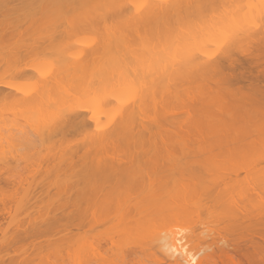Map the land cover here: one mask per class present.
I'll return each mask as SVG.
<instances>
[{"label":"bare ground","instance_id":"6f19581e","mask_svg":"<svg viewBox=\"0 0 264 264\" xmlns=\"http://www.w3.org/2000/svg\"><path fill=\"white\" fill-rule=\"evenodd\" d=\"M7 1L10 3V0ZM11 1L12 4L15 3V0ZM29 1L26 0L27 3L21 5L22 7H17L16 4V7L12 5L14 8L11 7L10 10H7L9 3L5 5V0L4 3L0 4L2 5L0 9L1 16L4 14L3 11L5 17L7 16V19H3L7 24L3 21L0 22V29L3 27L1 23H5L4 29L0 30V56H2L0 57V69L2 65H10V61L16 65L12 64V67L18 68L17 61L24 60L26 62V59H23L24 55H28L26 56L27 59L29 57L34 58L35 62L40 58L38 60L41 63L46 62L44 63L46 66L40 64L41 67H36L34 65V69L31 68L32 71L29 74L25 72L26 70L22 72V67L26 63L23 64L22 62L23 65L21 62L18 63L21 64L22 77L29 78L32 77L33 73L36 74V76L33 74L37 78L36 81L34 80L36 83H33V80L30 81L34 84L31 88L27 86V88L18 87L17 83L13 84L11 80V82L4 81L2 85L0 82V102L5 103V106L10 105V107H4L6 110L8 107L10 109L11 105L14 108L9 110L14 114V117L12 114L6 116L4 110L0 108V111H3H1L3 114L0 113V117L5 116L6 118H3L4 120L0 118L4 121H0L4 124H1V126L3 125L2 129L0 127V148L2 146V149H6L5 151L10 153L11 157L15 153L18 155L16 150H20V145L18 142L19 146L15 144V141L19 139H15L18 138L19 133L23 138L28 128L27 133H31V131L35 133L36 131V136L38 135L37 137L42 142L50 139L55 141L58 135L67 137L72 133H75V135L78 133V135L84 136L81 140L87 145L77 141L79 136L76 140V144L80 142L81 146H88V148H80L86 149L85 153L83 151V156L78 154L80 150H78L79 152L76 151L77 156H82L81 159L77 160L80 162H75V152L70 153V150L67 163L63 162V164L66 163V166H62V158L57 160L59 164L53 160L51 161L54 163L50 161V164L56 163L60 167L54 165L55 170H51L50 167L49 174L60 176V172H68L65 175L64 183L62 182V193L66 191V198L63 202V204H66L62 205L65 210L73 206L74 208L71 207L72 212L82 215L83 229L91 231L94 223H97L96 226H98L100 223L96 221L93 223V216L95 215V220H97V214L100 213L101 215L103 212L102 220L110 216L109 219L107 217L108 221L107 219L101 221L99 215L101 224L98 227L104 228V235L109 238H105L106 241L112 243V236H115L114 233L118 231L114 237L115 240L116 237H119L120 240L122 234L128 236V239L131 235L129 240L136 242V246L133 245L135 248L133 246H131L133 249L130 246L128 248L125 245V243L130 244L129 240H127L128 243L126 242V236L125 241H119V243L120 245L124 244L129 251L130 248L134 250L135 255L133 251H130L135 256H131L132 258H136V254L142 255L141 253L146 256L144 252L148 248L150 252H146V254H149V258L152 255L150 259H154V262L157 261L154 264H216L215 255L213 253L208 254L206 247L203 246V244L208 246L206 245L208 242L205 243L204 240L213 231L210 224L205 222L210 230L203 227L204 229L201 228L200 232V228H198L200 234L196 232L197 225L194 224L196 227L192 226L193 223L198 222L197 219L199 220L197 224L201 223L200 220L203 221V215L201 217L203 212L199 210L207 204L204 205V201H206L209 203L206 211L211 206L210 202L212 205L214 204L213 206L216 204L223 205V213L220 214L222 216L221 218L218 216V218L221 221L223 217V224L227 223L224 226L229 227L226 229L223 227L224 230L221 231L224 234H236L239 239H246V237L260 239L259 243L256 241H254L256 244L251 242V244L256 245L253 247H251V244H249L250 247H247L246 244L247 246L244 245L247 247L246 249L236 246L233 252L221 251L219 256L221 259L223 258V264H226V262L227 264H264V258L260 256V252L264 249V233L261 232L263 231L261 228L264 229V202L260 197L261 192L264 191V178L257 182L258 179L256 180L255 177L256 172L261 169L262 165H259L260 169H255L258 164H256L257 166H249L252 165V162L256 163L253 159L252 162L250 160L249 163L251 164L247 167L239 166V164L235 166L232 164L236 163L234 159H230L233 162L231 161L228 168H225L224 162V164H220V162L225 161L221 159L222 156H219L222 161H214L216 150H238L243 152V150L247 151L251 147L256 146L254 149H257L258 146L263 145L260 139L264 138V26L251 25L252 15L244 12L240 0H31L34 3ZM24 2L25 0H23ZM28 2L30 8L27 5ZM6 6L7 8H5ZM24 6L23 10L28 12L27 14H22L23 10L21 8ZM6 13H9V15H6ZM27 18L30 21L29 24ZM24 20H27V23H24ZM21 22L28 25L29 28L31 27L30 29L32 32L34 31V34L31 32L32 34L28 35L29 37L22 36L23 39L25 38L24 42L22 41L17 47H10L11 45L5 43L8 42L5 41L7 35L11 34L12 36L10 35L9 38L12 39L11 37L15 36L12 28L18 31L23 25L20 26ZM254 22L256 21L254 20ZM249 25L253 27L250 28ZM6 26L10 27L12 32H7L10 28L7 27V29ZM74 30H76L75 34H73ZM79 35L81 37L78 40L75 37H79ZM56 37L60 41L56 40L58 39ZM69 38L71 41L76 40L75 44L68 41ZM34 39L36 40L34 41ZM61 40L64 43H61ZM65 43L69 47L64 45ZM49 45L55 49H53V52H55L57 59L51 57L53 59L49 60L48 58L51 62L47 64L46 57L48 56L46 54L48 52L45 48ZM61 47H64L63 50L57 52L56 50L62 49ZM8 48L10 51H7ZM19 48L21 55L18 53ZM21 48L24 51H21ZM29 48L31 49L29 50ZM1 49H4V52ZM14 50L16 54L13 52ZM5 54L6 56H3ZM14 56L17 57L16 60ZM42 57H45V60ZM241 57H243L242 60L239 59ZM4 58L9 61L7 62ZM19 69H16V71L19 72ZM193 86L198 87L194 88ZM8 87H15L14 90L17 93L13 94L12 90V92L10 90V92L5 91ZM178 87L182 88L178 89ZM190 94L191 96L194 94V98ZM230 95L235 97L239 102L238 105L230 106ZM184 97L186 100H184ZM190 97L195 101H189L191 100ZM196 99L197 101L199 99V101L196 102ZM184 104L187 105L184 106ZM181 106L183 108L189 106L187 110L191 108L190 112L184 111L188 113H186L187 115L194 113L195 110L197 112V114H190V119L184 120L185 125H182L183 121L181 122V119H179L183 116L177 117L178 115L174 110L175 108L183 110ZM9 111L7 110L8 113H10ZM10 115L13 117V121L12 118H8ZM191 116L195 119H192ZM14 118L17 122L14 121ZM19 118L22 119V122ZM7 119H11V121L6 122ZM187 120L190 122L193 120L192 125L198 127L200 131L192 125L193 128H191L189 126L190 122L187 124ZM18 121L21 122L23 128L17 127L19 125ZM13 122L14 124H12ZM205 124L210 128L203 127ZM8 125H11L9 127L13 131L18 129L17 133H19L16 135H14L16 132L12 133L13 135L9 134L12 130L8 129ZM24 125L26 126L25 132L23 131ZM181 128L196 130L194 134L197 138L192 133H187L192 134V136L186 135V130ZM5 129L8 133L3 137ZM203 131L207 132L209 136ZM182 132L185 137L189 136L190 139L185 138L184 141ZM180 134L183 135L180 136ZM200 135L205 138L204 141ZM7 136L8 138L11 137L9 141ZM21 136L20 139H22ZM198 137L202 140L198 141ZM10 141L12 142L10 143ZM5 142L9 143L10 148L8 145L7 148L4 147ZM13 142L14 147H12ZM198 142H201L200 145ZM65 143L68 144L69 142L65 140ZM252 148L250 150H253ZM16 154L13 157L14 160L20 157ZM180 154L181 156H179ZM196 154L201 156L197 159ZM253 154H251L252 157ZM4 155L0 152V165H7V162H9V157L5 159ZM57 156L59 158V153H57ZM77 156L76 158H78ZM255 157L256 155L253 158ZM259 159H256V161ZM237 163H239L238 160ZM231 168L232 171H230ZM248 168L250 169L248 170ZM69 169L72 171L70 172ZM222 169L227 170L223 171ZM251 169L254 173H251V177H253V174L254 179L249 177L248 181L252 185H249L250 183H246V181H243V183L242 180L238 181L240 180L238 179L240 177L239 171L242 173L244 170L248 176L247 173ZM255 170L257 171L255 172ZM69 174L70 179L67 182ZM258 174L261 175V171ZM51 176L47 178L51 179ZM179 176L181 179H179ZM262 176H264L263 172ZM183 177H186V179H183ZM206 179H210V181ZM255 182L257 183L253 184ZM241 183L246 187H243ZM65 184L67 185L66 188L64 187ZM185 188L187 191H185ZM232 188H235V190L238 188V192L236 190V194L232 193L235 192ZM38 189L40 190L39 193L43 191V195L49 194L43 188ZM35 191L32 200L21 207L24 213L29 212V215L30 213L36 215L40 211L41 206L39 207V205L43 203L42 194H38L36 189ZM65 193L63 194L65 195ZM191 195L193 196L190 197ZM1 204L0 234L3 237H8L10 222L7 220L11 217V211L6 203L2 202ZM75 207L78 208L77 212L74 210ZM193 208L198 209V211H194ZM212 209L214 208L209 209L210 213ZM35 210L37 213H35ZM55 212L56 209L53 211L54 215ZM199 212L201 213L199 214ZM42 214L41 216L38 215L37 219L50 216L46 214L51 213L46 211L44 215ZM196 214L200 216V219ZM54 215L51 214L52 217L50 216V218L56 220ZM187 216L190 220L186 221V224H183V221L182 226L180 223L179 225L176 223L181 222V219H186ZM50 218L48 217L47 222H50ZM110 218L114 223H111ZM191 218L193 221H191ZM54 220H52V223H54ZM118 220H121L119 222L121 224L118 223L117 225L116 221ZM47 222L39 221V225L45 223L47 225ZM115 222L116 226H113ZM124 222L125 224H123ZM190 222L193 223L189 226ZM105 223H107V226L104 225ZM174 223L177 225H174ZM110 224L111 226H109ZM203 224L202 222L201 226ZM204 225L206 226V224ZM21 226L19 225V230L26 237L27 235L32 236V234L34 236L37 233H34V228L31 229L32 232H28L24 231ZM34 227H37V225ZM112 227L113 231H110L109 229ZM114 227H117L118 230L116 231ZM219 230L217 232L220 233V236H223ZM109 232L111 237H109ZM214 232L217 234L215 230ZM140 234H142V239H135L138 235L140 237ZM124 236L122 235L123 238H125ZM115 240H113L114 243L118 242ZM139 240H143V242ZM106 241L105 245L109 244ZM90 242L87 244L88 246L85 245L87 250L93 246ZM34 243L35 241L33 245ZM124 245L122 246L124 247ZM5 246H7L5 247L7 250H4L5 256H10V250L12 249L9 247L10 243L6 242ZM111 246L109 245L108 248L110 247L112 250ZM114 246L116 249L122 247L119 246V248L118 243L113 245V249ZM27 247L23 244L15 247L14 251L15 253L24 252ZM101 247L100 250L98 248V252H101ZM209 247L212 246L209 245ZM84 248L83 252L86 249ZM108 248V253L111 255L112 252L110 253ZM124 249L126 255L128 250ZM136 249L140 251L138 250L137 253ZM102 250H105L102 251L104 257L107 254L106 249L102 248ZM157 250L161 255L157 254ZM119 251L113 253L120 255L121 251ZM151 251L160 256L155 258L156 255ZM98 254L101 259L96 258L98 256L93 259L91 256L95 255L91 253L86 256L87 259L91 257L87 261L91 262L93 260L95 264L100 261L101 263L98 264H103L105 262H102L104 258L101 253ZM110 255L107 254L109 257L114 256ZM124 256H119L118 262L122 258L126 259ZM144 256H141V258ZM112 257V260L118 258L116 256ZM131 257L129 256L128 259ZM83 258L85 259V255ZM140 260L137 259V261ZM124 261L122 260V262ZM145 262L147 260L142 264ZM138 263L140 262L136 264ZM80 264L84 263L80 262Z\"/></svg>","mask_w":264,"mask_h":264},{"label":"rangeland","instance_id":"374dc122","mask_svg":"<svg viewBox=\"0 0 264 264\" xmlns=\"http://www.w3.org/2000/svg\"><path fill=\"white\" fill-rule=\"evenodd\" d=\"M4 0H0V4H2V3H4L3 2ZM6 2H5V5L6 4H8L9 2L7 1V0H5ZM17 1V2H16ZM31 1V0H30ZM29 1V2H30ZM33 1V0H32ZM31 1V2H32ZM255 1H256V3H255ZM240 0V2L242 3V9L244 10V12L245 13H248V14H250V15H252V18H251V20H253V21H251V25H256V26H260L261 25V27L262 26H264V0ZM15 3L14 4H12L13 2L10 0V3H11V5H10V3H9V6H8V8H7V6L5 7V8H7V10H10V8L12 7V8H14L13 6H15V4H16V6L18 7V6H23L25 3H27L26 2V0H25V2L23 3V0H15L14 1ZM28 2V6L30 5V3ZM252 2H254V3H252ZM32 3H34V2H32ZM18 4V5H17ZM13 5V6H12ZM1 6L2 5H0V9H1ZM4 6V5H3ZM15 6V7H16ZM21 6V7H22ZM26 6V5H25ZM25 6L23 7V8H21L22 10L25 8ZM254 6H256V7H254ZM254 7V8H253ZM29 8H30V6H29ZM20 8H19V10H21ZM253 9V11H251ZM5 10V9H4ZM13 10V9H12ZM22 10H21V12H22ZM28 11H29V9H27ZM2 11H3V9H2ZM6 11V10H5ZM25 10H23V12H22V14H27L28 12H24ZM21 12H20V14H21ZM2 13H4L5 14V12L3 11ZM4 14H2L3 16H1V13H0V22H2L3 21V19H7V16L5 17V15ZM21 14V15H22ZM6 15H9V13L7 14L6 13ZM17 15V14H16ZM18 16V15H17ZM23 16H25V15H23ZM13 17V16H12ZM14 18V17H13ZM255 18V19H254ZM14 20V19H13ZM12 20V21H13ZM27 20L29 21V19L27 18ZM27 20H24V23L27 21ZM248 20H250L249 18H248ZM254 20L257 22H254ZM7 21H9V20H7ZM3 22H5L6 24H7V22L6 21H3ZM250 22V21H249ZM249 22H248V24H249ZM5 23H1V26H3L4 27V24ZM24 23H20V29L18 30L17 28V30L18 31H15V29L14 28H12V30H13V32L15 33V36L14 37H11L12 39H10L9 37H10V35L11 34H9V35H7V39L5 40V41H8V42H5V43H7V45H11L10 47H17L24 39H23V37L22 36H24V35H26V36H28V35H30V34H32L33 32L31 31V27L29 28L28 27V25H26V24H24ZM27 23V22H26ZM30 23V21L28 22V24ZM253 23V24H252ZM10 24V23H9ZM8 24V25H9ZM247 23H246V25H248ZM251 25H249L250 26V28L251 27H253V26H251ZM1 28V29H4V28ZM8 26H6V28H7ZM5 28V29H6ZM8 28H10V27H8ZM7 28V29H8ZM254 28H256V27H254ZM257 28H259V27H257ZM0 29V30H1ZM34 29V28H33ZM61 31V30H60ZM75 31L76 30H74V33L73 34H75ZM7 32H12L11 31V28L10 29H8L7 30ZM32 32V33H31ZM77 33V32H76ZM34 34V33H33ZM69 34H70V32H69ZM68 34V35H69ZM72 34V33H71ZM73 34H72V36H73ZM60 35V34H59ZM12 36V35H11ZM62 36H64V35H62ZM29 37V36H28ZM28 37H26V38H28ZM61 37V36H60ZM66 37V36H65ZM78 37V36H77ZM77 37H75L76 39H80V35H79V37L77 38ZM86 37H88L87 35H86ZM33 38H34V36H33ZM32 38V39H33ZM56 38H58V37H56ZM61 38H63V37H61ZM71 38V37H70ZM70 38H69V40L68 41H70V42H74V44H75V41L76 40H74V39H72V40H74V41H71L70 40ZM68 39V38H67ZM3 40V39H2ZM27 40V39H26ZM25 40V41H26ZM36 39H34V41H35ZM56 40H59V38L58 39H56ZM55 40V41H56ZM63 40V39H62ZM62 40H61V43H64V42H62ZM30 41H31V38H30ZM34 41H33V43H34ZM60 41V40H59ZM68 41H66V42H68ZM2 42H4V41H2ZM24 42V41H23ZM28 42V41H27ZM57 42V41H56ZM70 42H69V45H70ZM60 43V42H59ZM61 43H60V46H61ZM1 44V43H0ZM4 44V43H3ZM23 44V43H22ZM31 44V43H30ZM29 44V45H30ZM35 45H36V43H34ZM48 44H50V43H48ZM72 44V43H71ZM74 44H73V46H74ZM26 45V44H25ZM28 45V46H29ZM56 45H57V43H56ZM64 45H67L68 47H69V45L68 44H64ZM63 45V46H64ZM20 46H22V45H20ZM31 46H34V45H31ZM37 46H38V44H37ZM36 46V47H37ZM45 46V45H44ZM53 46V45H52ZM66 46V47H67ZM5 47V46H4ZM8 47V46H7ZM46 47V46H45ZM65 47V46H64ZM64 47H61L62 49H59V50H56L57 52L58 51H61V50H63V48ZM23 49H26L25 47H22ZM22 48H21V51H24V50H22ZM33 48H35V47H33ZM7 49V48H6ZM12 49V48H11ZM15 49V48H14ZM31 48H29V50H30ZM47 49V56L48 57H46L47 58V60H48V58H49V60H51V59H53V58H51V57H55V52H53V49L54 48H51V46L49 45V46H47V48H45V50ZM4 50V49H3ZM2 49H1V51H3ZM28 50V49H27ZM26 50V51H27ZM34 50V49H33ZM55 50V49H54ZM7 51H10L9 50V48H8V50ZM6 51V52H7ZM4 52V51H3ZM13 52H15V54H16V51L14 50ZM28 52V51H27ZM34 52V51H33ZM45 52V51H44ZM56 52V53H57ZM18 53L20 54V48H19V51H18ZM24 53V52H23ZM41 53V52H40ZM40 53H38V54H40ZM1 54V53H0ZM26 54V53H25ZM31 54V53H30ZM36 54V53H35ZM42 54V53H41ZM40 54V55H41ZM8 55V54H7ZM10 55V54H9ZM12 55H13V53H12ZM21 55V54H20ZM42 55H45L44 53L42 54ZM45 55V56H46ZM3 56H6V54L5 55H3ZM25 56V57H24ZM23 57V59H26V62H24V60H20V62H21V64H22V62H23V64L24 63H26L25 65H24V67H22V72L23 71H25V72H30V71H32V69L31 68H33V67H41V66H46V65H44V63H46V62H44V63H41L40 62V60H38V59H40V58H38L37 60H36V57H35V60H36V62L34 61V58H31V57H29V59H27V57L26 56H28V55H24ZM33 56V55H32ZM36 56H38V55H36ZM239 56V55H238ZM0 57H2V56H0ZM20 57V56H19ZM34 57V56H33ZM58 57V56H57ZM217 57H218V55H217ZM240 57V56H239ZM7 58V57H6ZM6 58H4V59H6ZM14 58H15V60L17 59V57H15L14 56ZM42 58H44V60H45V57H42ZM41 58V59H42ZM242 58L243 57H241V58H239L240 60H242ZM11 59V58H10ZM12 59H13V57H12ZM55 59H57L56 57H55ZM43 60V61H44ZM46 60V61H47ZM47 61L48 63L47 64H49V62H51V61ZM6 61H7V59H6ZM9 61V60H8ZM7 61V62H8ZM42 61V60H41ZM42 61V62H43ZM2 62V61H1ZM15 62V61H14ZM20 62H18L17 61V66H18V68H20L19 70V72L18 71H16V69L18 70V68H14V67H12V64H14L12 61H10L9 62V64L11 65H2V67H1V69H0V82H1V85L4 83V81L5 82H11L12 81V83L14 84V83H17L16 85H18V87H21V88H25L26 86L27 87H29V88H31L34 84H32V82H30V81H32L33 80V83H36V82H34V80L36 81L37 80V78L35 77L36 76V74L35 73H33V74H35V76L32 74V77H29V78H27L26 76H24V77H22V74H21V64H18V63H20ZM55 62V61H54ZM30 63H36V64H30ZM2 64H3V62H2ZM22 64V65H23ZM40 64H41V66H40ZM35 65V66H34ZM14 66H16L15 64H14ZM24 68V69H23ZM34 69V68H33ZM14 73H13V72ZM18 72V73H17ZM24 72V73H25ZM34 72V71H33ZM27 73V74H28ZM26 74V73H25ZM30 74V73H29ZM31 76V75H30ZM24 78H25V81H27V82H25L24 81ZM23 79V80H22ZM11 80V81H10ZM22 80V81H21ZM15 81V82H14ZM24 83V85H22L23 83ZM29 82H30V85H29ZM27 84V85H26ZM199 84V83H198ZM15 85V86H16ZM20 85V86H19ZM22 85V86H21ZM185 85V84H184ZM184 85H183V87H184ZM193 85H195V84H193ZM197 85V84H196ZM188 86V85H187ZM191 86H192V84H191ZM190 86V88H192ZM17 87V88H18ZM26 87V88H27ZM194 88H197V87H195V86H193ZM179 88H182V87H178V89ZM189 88V87H188ZM193 88V90H195ZM200 88V87H199ZM204 88V87H203ZM14 89H16L15 87H8V88H6V90L5 91H11L13 94H16L17 92L14 90ZM187 90V89H186ZM199 90V89H198ZM201 90V89H200ZM204 90V89H203ZM9 91V92H10ZM179 91V90H178ZM181 91H182V89H181ZM195 91H197V89L195 90ZM15 92V93H14ZM180 92V91H179ZM183 92H184V90H183ZM190 92V91H189ZM188 92V93H189ZM198 92H200V91H198ZM181 93V92H180ZM193 93V92H192ZM196 93V92H195ZM202 93V92H201ZM204 93V92H203ZM183 95H185L184 93H182ZM196 94H198V93H196ZM180 95V94H179ZM200 95V94H199ZM186 96V95H185ZM189 96V95H188ZM190 96H191V94H190ZM183 97V96H182ZM191 97H193L194 98V94H193V96H191ZM191 97H190V99H191ZM196 97H197V95H196ZM230 98H229V101H230V106H236V105H238L239 104V102L235 99V97H232L231 95L229 96ZM191 99V100H189V99H187V100H189V101H193L194 99ZM198 98V97H197ZM203 98V97H202ZM199 99H201V98H199ZM199 99H198V101H199ZM181 100V99H180ZM179 100V101H180ZM184 100H186L185 99V97H184ZM183 100V101H184ZM188 101V102H189ZM195 101V100H194ZM197 101V99H196V102H198ZM187 102V103H188ZM177 103V102H176ZM193 103V102H192ZM5 104V103H4ZM2 102H0V108H2L3 110H4V114H6V116L8 115V114H12L9 110L12 108V105H11V108L10 109H8L9 107H10V105H7V106H9L8 108H7V110L10 112V113H8L7 112V110L5 109L7 106H5ZM180 104V103H179ZM191 104V103H190ZM175 105V104H174ZM178 105V104H177ZM185 105H187V104H184V106ZM5 107V108H4ZM14 107V106H13ZM189 106H187V108H188ZM192 107V106H191ZM181 108H183L182 106H181ZM186 108V107H185ZM185 108H183V110H180L179 108L177 109V108H175L174 110L176 111V113H177V115H175V116H177V117H181V116H183L182 118H179V119H181V122L183 121V123H181L182 125H185L184 124V120L185 119H188L189 117H190V114L189 115H187L188 113L187 112H184V111H189L190 112V109L191 108H189V110H187V108L185 109ZM12 109H14V108H12ZM193 110V109H192ZM2 111V110H1ZM0 111V113H2ZM173 111V110H172ZM174 111V112H175ZM178 111H180V112H178ZM5 112H7V113H5ZM12 112H14V111H12ZM19 112V111H18ZM193 112V111H192ZM16 113V112H15ZM187 113V114H186ZM194 113H196L197 114V112H196V110L194 111ZM194 113H192V114H194ZM3 114V113H2ZM1 114V115H2ZM175 114V113H174ZM191 114V115H192ZM4 116V115H3ZM12 116L14 117V114H12ZM11 115H10V117H8V118H12V121H13V117H12ZM194 116V115H193ZM187 117V118H186ZM1 119H3V118H5V116L2 118V117H0ZM16 118V117H15ZM14 118V119H15ZM184 118V119H183ZM191 118L193 119L194 117H192L191 116ZM6 119V118H5ZM19 119H21V118H19ZM18 119V120H19ZM178 119V118H177ZM190 119V118H189ZM195 119V118H194ZM4 120V119H3ZM3 120H0L1 122H4ZM8 120V121H7ZM6 120V122H10L11 121V119H7ZM10 120V121H9ZM14 121H16V119L14 120ZM0 122V127H1V129L3 128V123H1ZM6 122H5V124H6ZM17 122V121H16ZM19 122V121H18ZM21 122H22V119H21ZM21 122H19V125L21 124ZM188 122H190L189 120H187V124H188ZM192 122H193V120L189 123V126L191 127V125H192ZM23 123H24V121H23ZM194 123V122H193ZM1 124H3L2 126H1ZM9 124V123H8ZM11 124V123H10ZM12 124H14V122L12 123ZM11 124V125H12ZM18 124V123H17ZM11 125H8V127L10 126L11 127ZM19 125H17V127H21V128H23L22 127V124H21V126H19ZM26 125V124H25ZM24 125V129H23V131L25 132V128H26V126ZM6 126V125H5ZM5 126H4V128H5ZM15 126H16V123H15ZM28 126V125H27ZM188 126V125H187ZM193 126V125H192ZM196 126V125H195ZM10 127L8 128V129H10ZM181 127V126H180ZM183 127V126H182ZM194 127V126H193ZM193 127H191V128H193ZM203 127H205L206 129L207 128H210V126H208L207 124H205V125H203ZM202 127V128H203ZM12 128L14 129V127L12 126ZM171 128V127H170ZM194 128H196V127H194ZM182 130L184 129V128H181ZM188 129H189V127H188ZM196 129H198V127L196 128ZM6 130V129H5ZM4 130V131H5ZM10 130H12V129H10ZM9 130V131H10ZM27 131L29 130V128L28 129H26ZM180 130V129H179ZM184 130H186V128L184 129ZM199 131H200V129H198ZM210 130V129H209ZM212 130V129H211ZM7 131V130H6ZM3 132L4 134H3V137H4V135H6L7 133H8V131L7 132ZM17 131H18V129L16 130V129H14V131L12 130V131H10V133L9 134H14L15 132V134L14 135H16V134H18L17 133ZM22 131V130H21ZM27 131H26V134L25 135H23V138H22V136L20 135V133L18 134V138H16L15 136H14V138H16L15 140H17V139H19V140H17V141H15V144H17V142L19 143V148H20V152L18 151V150H16V152L18 153V155H20V157H18L16 160H14L13 159V157L15 156V154H14V156L13 157H11V154L10 153H8L7 151H5L4 149H2V146H1V148H0V152H1V154L3 153V155H4V157H5V159L6 158H8V161L9 162H7V163H5V164H7V165H0V205H2L1 203L3 202L4 204L6 203V205H7V207H9L10 208V211H11V217H10V219H8L7 221H9L10 222V234H9V236L8 237H3L1 234H0V264H80V262H83L84 264H95V262L93 261V260H91V262H88L87 260H90L91 259V257L94 259L96 256H98V257H96V258H98V259H101V258H99L100 256H99V254L98 253H101V256L103 257V255H102V253L105 251H103L102 250V248L103 249H106V253L108 254V255H110L109 253H108V250H107V248H108V246L110 245H112L111 246V248H112V250L110 249V247L108 248L110 251V253L112 252H115L116 253V251H121V248L123 247L122 245H124V244H121L120 245V243H119V241H121V242H123V240L125 241V239H126V237H127V239H126V242H127V240H129V239H131L130 237H131V235H129V239H128V236H124V234H122L125 238H123L122 237V235H121V238H122V240H121V238H120V240H119V237H116V240L118 241V242H116V243H118V247L119 246H122L120 249H116V247L113 249V245L114 244H116V243H114V241L113 240H115V236L117 235V233L119 232H115L114 234H115V236L113 235L112 237V243H110V241H106L105 240V238H108V237H105V235H104V228L102 229L101 228V226L100 227H98L100 224H101V221H104V220H106L107 219V217H108V219H109V217L110 216H105L106 217V219H103L102 220V216H103V212H102V214L100 215V213L99 214H97L98 216V221L97 220H95V215L93 216V218H94V220H93V223L96 221V222H99L98 224V226H96V224L97 223H94L93 224V229L91 230V231H88L87 229H83V226H84V224H82V221H83V218H82V215H80V214H77V213H73L72 212V210L73 209H71V207H73V206H71V207H66L67 209L65 210L64 209V206L63 205H65V204H63V202L65 201V196H66V191L65 192H63V193H65V195L62 193V188H63V183H64V181H65V175L68 173L67 171L65 172V174H64V172H60L61 173V175L59 176V175H57V174H49L50 173V171L51 170H55V168H53L54 167V165H55V167L57 166V164L56 163H58L59 161H57V160H61V158H62V164H63V162H66V161H68L67 159H68V155L70 154V153H74L75 152V157H74V159H75V162L76 163H79L80 161H77L78 159H81V157L84 155V153H85V150H83V149H80V148H82V147H84V148H88V146L87 147H85V146H81V143L80 142H82V144H84L83 143V141L81 140V139H83L84 138V136H81V134H79L78 135V133L75 135V133H72V134H70L69 136H67V137H63L62 135V137L61 136H59L58 135V137H56L57 139L54 141H52L51 139L50 140H44L43 142L41 141V139L39 138V137H37L36 136V131H35V133L34 132H32L31 131V133H27ZM202 131V130H201ZM207 131V130H206ZM181 132V131H180ZM196 132V130H186V135H191L192 136V134H194ZM198 132V131H197ZM204 133H205V131H203ZM33 133V134H32ZM183 133V132H182ZM187 133H192V134H187ZM12 134V135H13ZM22 134H24V133H22ZM184 134V133H183ZM183 134H180V136L181 135H183ZM185 134H184V141H185V138H189L190 139V137L189 136H186L185 137ZM198 134H200V133H198ZM202 134V133H201ZM205 134H207V132L205 133ZM204 134V135H205ZM12 135H10V136H12ZM203 135V134H202ZM21 136V138L22 139H20L19 137ZM77 136H79L78 137V140H77ZM80 136H81V138H80ZM194 136H195V134H194ZM201 136V135H200ZM207 136H209L208 134H207ZM206 136V137H207ZM211 136V135H210ZM6 137V136H5ZM13 137V136H12ZM83 137V138H82ZM196 137V136H195ZM1 138V137H0ZM64 139V140H62V139ZM80 138V139H79ZM86 138V137H85ZM194 138V137H193ZM197 138V137H196ZM201 138L203 139V141L205 140V138L204 137H202L201 136ZM200 138V139H201ZM208 138V140H210L209 139V137H207ZM240 138V137H239ZM4 139H6V138H4ZM7 139H8V141H9V139H11V137L10 138H8V136H7ZM13 139V138H12ZM179 139V138H178ZM177 139V140H178ZM198 139H199V137H198ZM198 140V141H201V140ZM241 139V138H240ZM58 140V141H57ZM65 140H66V142H69L68 144L67 143H65ZM80 141L79 143H77L78 145H79V147H78V145L76 144V142L77 141ZM86 140V139H85ZM197 140V139H196ZM207 140V142H209ZM12 141H14V140H12ZM12 141H10V143L12 142ZM182 142H183V140H181ZM187 142L189 141V140H186ZM192 142V141H191ZM194 142H196V141H194ZM260 142H261V144L263 143V145H264V138L262 137L261 139H260ZM199 143V145H200V143L201 142H198ZM9 143H6L5 142V146L4 147H6L7 148V145H8ZM71 144H72V147H71ZM195 144V143H194ZM193 144V145H194ZM205 144V143H204ZM207 144V143H206ZM260 144V145H261ZM4 145V144H3ZM12 145V144H11ZM16 145V146H17ZM65 145V146H64ZM67 145V146H66ZM70 145V146H69ZM85 145H87V143H85ZM184 145V144H183ZM190 145H192V144H190ZM202 145V144H201ZM239 145V144H238ZM263 145H261V147H259L258 146V148L257 149H254V148H256V146L255 147H251L253 150H247V151H244L243 150V152L242 151H229V150H224V151H218V150H216L215 151V157H214V161H217V160H219V161H222V160H225V161H222V162H220V164L221 163H225V168H228V166H229V163L234 159V161L236 162V163H232L233 165H235L236 166V164L238 165L239 164V166H244V167H247L249 164H251V163H249L250 162V160H251V162L253 161V159H255V162L256 163H253L252 162V165H249V166H253V165H256V164H258V168L257 167H255V169H260L258 172H256L257 170H255V172H256V175H257V173H259L260 171H261V175L260 174H258L257 176L255 175V177H256V180L258 179V181L257 182H260L261 180H263V178H264V176H262V172H263V174H264V146ZM9 146V145H8ZM15 145H14V142H13V146L12 147H14ZM3 147V148H4ZM57 147V148H56ZM235 147V146H234ZM9 148H10V146H9ZM15 148H17V147H15ZM15 148H13V149H15ZM56 148V149H55ZM79 148V149H78ZM236 148H237V146H236ZM235 148V149H236ZM239 148V147H238ZM249 148V147H248ZM261 148V149H260ZM58 149V150H57ZM74 149V150H73ZM217 149V148H216ZM229 149V148H228ZM243 149V148H242ZM55 150V151H54ZM71 150V151H70ZM78 150H80V153H78L79 155H82L81 157L80 156H77L78 154H77V152H79ZM233 150V149H232ZM13 151V150H12ZM11 151V152H12ZM58 151H60V152H58ZM69 151H70V153H69ZM77 151V152H76ZM82 151V152H81ZM83 151H84V153H83ZM6 152V153H5ZM10 152V151H9ZM15 152V151H14ZM178 152H180V151H178ZM253 152H254V154H253ZM56 153V154H55ZM57 153H59V158H58V156H57ZM83 153V154H82ZM256 153V154H255ZM10 154V155H9ZM54 154V155H53ZM251 154H253V157L256 155V157L255 158H253L252 157V155ZM8 155V156H7ZM12 155H13V153H12ZM17 155V154H16ZM17 155V156H18ZM251 155V156H250ZM2 156V155H1ZM65 156V157H64ZM76 156L78 157V158H76ZM179 156H181V154L179 155ZM196 157H197V159L201 156H199V154H196L195 155ZM203 156V155H202ZM221 157V159H220V157ZM4 157H3V159H4ZM57 157V158H56ZM49 158H50V160H49ZM183 158V157H182ZM213 158V157H212ZM211 158V159H212ZM260 158V159H259ZM11 159V160H10ZM55 159V160H54ZM204 159H206V158H204ZM230 159H232V160H230ZM235 159H237L238 160V162L239 163H237V160H235ZM256 159H259V160H257L256 161ZM51 160H53L54 162H56L55 164H50V161ZM192 160H194V159H192ZM201 160V159H200ZM213 160V159H212ZM53 161H51L52 163H54ZM183 161V160H182ZM243 161H245V162H243ZM4 162H5V160H4ZM201 162H202V160H201ZM233 162V161H232ZM246 162H248V164H246ZM67 163V162H66ZM65 163V164H66ZM219 163V162H218ZM223 163V164H224ZM244 163H245V165H244ZM1 164V163H0ZM59 164V163H58ZM65 164H63L62 166H64ZM222 164V165H223ZM49 165V166H48ZM50 165H53V166H50ZM259 165L261 166L262 165V167H260L259 168ZM66 166V165H65ZM224 166V165H223ZM232 165L230 164V167H231ZM239 166H237V167H239ZM50 167H51V170H50ZM57 167H60L59 165L57 166ZM241 167V168H242ZM67 168V167H66ZM233 168V167H232ZM232 168L230 169V171H232ZM58 169H61V168H58ZM65 169V168H64ZM68 169V168H67ZM243 169V168H242ZM250 168H248V170H249ZM49 170V171H48ZM57 170V169H56ZM62 170V169H61ZM223 170V169H222ZM225 170H227V169H225ZM225 170H223V171H225ZM236 170H238V169H236ZM240 170V169H239ZM245 170V169H244ZM243 170V172L241 173L240 171H239V174H240V177H238V179H240V180H238V181H241L242 180V183H243V181L245 182L246 181V183L247 182H249L250 183V181H248V178L250 177V178H253L254 179V173L252 172V169H251V171H247L248 173V176L246 175V170L244 171ZM69 171L71 172L72 170H70L69 169ZM249 173H250V175H249ZM251 173H253L252 174V176L253 177H251ZM63 174V175H62ZM51 176V179L50 178H47L48 176ZM71 175H72V173H71ZM207 175V174H206ZM62 176H63V178H62ZM73 176V175H72ZM67 177H69V178H67L68 180H67V182L69 181V179H70V174H69V176H67ZM247 177V178H246ZM260 177H262V178H260ZM249 178V179H250ZM179 179H181V177L179 176ZM183 179H186V177H183ZM245 179V180H244ZM247 179V180H246ZM207 181H210V179H206ZM205 180V181H206ZM252 180V179H251ZM260 180V181H259ZM63 182V183H62ZM252 182H254V181H252ZM257 182H255V183H253V184H256ZM47 183V184H46ZM51 184V186H50V184ZM66 183V182H65ZM241 183V184H242ZM49 184V185H48ZM66 184H68V183H66ZM64 185V187L66 188L67 187V185ZM243 185V184H242ZM247 186H248V184H246ZM249 185H252L251 183L249 184ZM243 187H246V186H244L243 185ZM38 188H43V189H45L44 191H46L47 190V192L49 193V194H46V195H43L42 193H43V191L42 192H40L39 193V189ZM35 189L36 190H38L37 192H38V194H40L41 196H43V203L42 204H40L39 205V207H40V211L37 213V211L35 210V213H37L38 215H40L41 216V213H43L42 215H44V212L46 213V211L47 212H49V213H51L52 215H54L53 214V211L56 209V212H55V215H54V217L56 218V220H54V218L52 219V218H50V216H51V214H46V215H50V216H44V217H40L39 219H37V217H39L37 214V216L36 215H34V213L33 214H31L30 213V215H29V212H27L28 213V215H27V213H24V210L21 208L22 207V205L23 204H28L31 200H32V198H33V192L35 191ZM66 190V189H65ZM189 190V189H188ZM232 190L234 191L235 190V188H232ZM237 190V192H238V188L236 189ZM236 190H235V192H232V193H234V194H236ZM185 191H187L186 190V188H185ZM184 191V193H186ZM190 191H192L191 189H190ZM190 191H188L189 192V194H191L190 193ZM231 191V190H230ZM46 192V193H47ZM58 192H60V193H58ZM241 192V191H240ZM35 194H36V191L34 192ZM181 193L183 194V192L181 191ZM229 193V192H228ZM231 193V194H232ZM238 195V194H237ZM236 195V196H237ZM193 195H191L190 197H192ZM230 196V195H229ZM38 197V196H37ZM40 197V196H39ZM186 197H188L187 195H186ZM234 197H235V195H234ZM260 197H261V199H262V201L264 202V191H262L261 192V194H260ZM258 200V199H257ZM40 201H41V199H40ZM205 203H204V205L207 203V204H209L208 202H206V201H204ZM258 202H260V201H258ZM257 202V203H258ZM255 203V202H254ZM256 203V204H257ZM63 204V205H62ZM206 204V205H207ZM210 204H211V206H209L210 208H214V209H212L211 210V213L209 212V209L206 211V209H207V207H208V205L206 206H202V209L204 210H199V211H201V212H203L202 214H201V217H202V215H203V221L202 220H200L201 221V223L203 222L204 224H206V226L203 224V226H201V223L200 224H197L198 222H199V220L197 219V218H195V219H197L196 221H198V222H196V223H193V225H192V223L190 222V224H189V226L190 225H192V226H194V227H196L194 224H196L197 225V227L195 228L196 229V232H198V228H200V232H201V228H203V227H207L208 225H207V223H205V222H208L209 224H210V228H211V230H213V231H211L212 233L209 235V237H207L205 240H204V242L206 243V242H208L206 245H208V246H205L204 244H203V246L204 247H206V250H207V253L209 254V253H213V255H215V263L216 264H223V258L221 259L220 258V254H221V251H226V250H228V251H231V252H233V251H235V248L234 247H240V248H242V249H246L247 247H250L251 245V247H253V246H256V245H253V244H251V242H254V241H256V242H260V239L259 238H256V237H254V239H252L251 237H246V239L245 238H243V239H239L238 238V236L235 234H230V233H226V234H228V235H226V234H224V232H222L221 230H224V228L226 229V228H229V227H227V226H224V224H227L225 221V223L223 224V217H222V223H220L221 221H219V218H221V216L222 215H220V214H222L223 213V205L221 206V205H215V206H213L212 205V203L210 202ZM260 204V203H259ZM264 204V203H263ZM258 205V204H257ZM260 205H262V204H260ZM0 207H2V206H0ZM260 207V206H259ZM69 208H70V210H69ZM74 208V207H73ZM76 209H74L75 211L78 209L77 207H75ZM264 208V207H263ZM262 209V208H261ZM193 210L194 211H198V209L197 210H195V208H193ZM31 212H33V211H31ZM71 214H70V213ZM77 212V211H76ZM191 212L193 213V211L191 210ZM201 212H199V214L201 213ZM196 213V212H195ZM195 213L193 214L194 216H195ZM70 214V215H69ZM198 214V213H197ZM196 214V215H197ZM99 215H100V220L101 221H99ZM116 215H118V214H116ZM35 216V217H34ZM114 216V215H113ZM113 216H111L112 218H113ZM191 216H192V214H191ZM193 216V217H194ZM218 216H220L219 218H218ZM48 217L50 218L49 219V221L50 222H47V219H48ZM52 217V216H51ZM192 217V218H193ZM197 217H199V219H200V216H198L197 215ZM90 218H91V216H90ZM112 218H110L111 220L110 221H112ZM116 218V217H115ZM191 218V221H193V219ZM54 220V223H52L53 221L52 220ZM92 219V218H91ZM108 219H107V221H108ZM118 219V218H117ZM117 219H115V220H117ZM194 219V220H195ZM202 219V218H201ZM46 221L47 222V225H46V223L45 224H43V225H39V221L41 222V221ZM114 220V221H115ZM190 219H188V216L186 217V219H181V222H176V223H178V225H179V223L181 224V226H182V221H183V224H186V221H189ZM55 221H57V222H55ZM107 221H105V222H107ZM34 222V223H33ZM86 222V221H85ZM117 222V225H118V223L119 222H121V220H118V221H116ZM116 222H115V224H113V226H116ZM217 222H219V223H217ZM44 223V222H43ZM50 223H52L51 225H50ZM111 223H114L113 221L111 222ZM176 223H174V225L176 224ZM188 223V222H187ZM103 224V223H102ZM107 223H105L104 225H106ZM119 224H121V223H119ZM123 224H125V222L123 223ZM122 224V225H123ZM5 225V224H4ZM19 225L21 226V228L25 231H28V232H32L31 231V229L32 228H34V233H36L34 236H33V234H32V236L31 235H27V237L25 236V235H23L21 232H20V230H19ZM35 225H37V227H34ZM54 225V226H53ZM173 225V224H172ZM177 225V224H176ZM198 225H200V226H198ZM223 225V226H222ZM48 226V227H47ZM107 226V225H106ZM109 226H111V224L109 225ZM124 226V225H123ZM105 227V226H104ZM120 227H121V225H120ZM120 227H118V228H120ZM184 227V226H183ZM182 227V228H183ZM221 227V228H220ZM224 227V228H223ZM262 227V226H261ZM261 227H259V228H261ZM35 228H37V229H35ZM115 228V227H114ZM117 228V227H116ZM115 228V230L117 231L118 229H116ZM122 228H124V227H122ZM210 228H208L207 227V229H209L210 230ZM257 228H258V226H257ZM263 228V227H262ZM261 228V230H263V231H261L262 233H264V229H262ZM21 229V230H22ZM28 229V230H27ZM38 229H41L40 231H41V233H39L40 231L38 230ZM42 229H43V232H42ZM107 229H109V228H107ZM204 229V228H203ZM202 229V230H203ZM218 229H220L219 231H221V234L223 235V236H220V233L219 232H217L218 231ZM110 231L112 230L113 231V227L112 228H110L109 229ZM108 230V231H109ZM123 230V229H122ZM214 230L217 232V234L219 233V236L214 232ZM107 231V232H108ZM121 231V230H120ZM255 231V230H254ZM38 233H39V235H38ZM199 233V232H198ZM261 233V234H262ZM41 234V235H40ZM109 237H111V233L109 232ZM142 234H144V233H142ZM142 234H140V237H139V235H138V237L137 238H135V239H140L141 237H142ZM200 234V233H199ZM229 234H230V236H229ZM197 235V234H196ZM234 235V236H233ZM143 236H145V235H143ZM232 236V237H231ZM133 237V236H132ZM118 238V239H117ZM109 239V238H108ZM142 239V238H141ZM208 239V240H207ZM111 240V239H110ZM115 240V241H116ZM207 240V241H206ZM35 241V243H34V245H33V242ZM91 241V242H90ZM105 241L106 242H109V244H108V246H107V244L105 245ZM135 241V240H134ZM139 241H141V242H143V240H139ZM6 242H9L10 243V248H12L11 250H10V252H11V255L10 256H5V252H4V250H7V249H5V247H7V246H5L6 245ZM89 242H90V244H92L91 246V249L93 250V251H90L91 249H88L87 250V248L85 247V245H87V244H89ZM101 242V243H100ZM129 242H130V244H126L125 242V245L128 247V246H133L135 243L134 242H132V241H130L129 240ZM144 242H146L145 240H144ZM256 242H254L255 244H256ZM258 242V243H259ZM99 243V244H98ZM128 243V242H127ZM131 243H132V245H131ZM137 243H139L138 241H137ZM23 244H25V245H27L28 247L24 250V252L23 251H20V252H18V253H15V251H14V248L15 247H19V246H21V245H23ZM96 244V245H95ZM144 244V243H143ZM248 246H247V245ZM249 244H251V245H249ZM94 245H95V247H94ZM124 245V247H126ZM209 245H211L212 247V249L209 247ZM247 246V247H245V246ZM86 248H84V247ZM88 246V245H87ZM102 246V247H101ZM105 248H104V247ZM106 246H107V248H106ZM134 246H136V244L134 245ZM133 246V247H134ZM139 246H141V245H139ZM100 247H101V252L99 251L98 252V248H99V250H100ZM124 247L122 248V251H123V249H124ZM127 247L124 249V250H126L127 249ZM133 247H131L132 249H133ZM142 247V246H141ZM140 247V250L142 251V248ZM83 248L85 249V252L87 253V251H88V253H87V255H86V253L85 252H83L84 250H83ZM89 248V247H88ZM95 248V249H94ZM129 248V247H128ZM131 248H130V251L132 252L133 251V253H134V255H135V252H134V250H131ZM135 248V247H134ZM136 248H139V247H136ZM210 248V249H209ZM116 249V250H115ZM209 249V250H208ZM94 250H96L97 252V254L95 253V251ZM115 250V251H114ZM128 250V249H127ZM137 250V251H136ZM135 251L138 253V250L139 249H136ZM139 250V251H140ZM146 250V252H150V251H148V248L147 249H145ZM103 251V252H102ZM119 251V252H120ZM122 251H121V254L119 253V252H117V253H119L120 255H118V254H115V253H111V255H114V256H116V257H118L117 259H115V260H112L111 259V257H109V256H107V254H105L104 255V259L102 260V262L103 261H105V262H103V264H105L106 263V261L107 260H109V261H107V263L106 264H109V262H110V264H128L129 262V264H132L133 263V261H134V263L133 264H136L137 262H140V263H138V264H142V262H144V261H146L147 260V262H145V263H143V264H148L150 261V263L149 264H154L155 262H157V261H153V260H151L150 258L152 257V255H150L151 257L149 258V254L147 253L146 254V252H144V249H143V252L145 253V255L146 256H144V254L143 253H141L142 255H138V254H136V258H132V257H135V256H133L132 254L133 253H131L129 250L127 251V253L129 252L130 254H127L126 253V255L124 254V251H123V253H122ZM156 251V250H155ZM94 252V253H93ZM94 254L95 256H91V257H89V259H87L86 258V256H88V254ZM151 253H153V251H151ZM150 253V254H151ZM155 253V252H154ZM153 253V254H154ZM159 252H158V250H157V254H158ZM206 253V252H205ZM204 253V254H205ZM104 254V253H103ZM160 254V253H159ZM84 255H85V259L83 258L84 257ZM125 255V256H124ZM147 255H148V257H147ZM154 255H156V254H154ZM161 255V254H160ZM160 255H156L155 256V258H158L157 256H160ZM239 255V254H238ZM5 256V257H4ZM114 256L112 257V258H114ZM119 256H124V258H126V259H123L122 257V260L124 261V262H122V260H120V262H118L119 261ZM126 256H132L131 258H129L128 259V257H126ZM137 256H139V258H137ZM141 256H144V257H142L141 258ZM260 256L262 257V258H264V249H263V251L262 252H260ZM106 257H107V259H106ZM145 257H147V258H145ZM239 257V256H238ZM140 258H141V260H140ZM80 259V262L78 263V260ZM137 259L138 260H140V261H137ZM145 259V260H144ZM84 260H85V262H84ZM112 260V261H111ZM133 260V261H132ZM150 260V261H149ZM241 260H242V258H241ZM245 260V259H244ZM243 260V261H244ZM88 263H87V262ZM93 261V262H92ZM99 261V260H98ZM129 261V262H128ZM137 261V262H136ZM142 261V262H141ZM100 262V261H99ZM99 262H96V264H98ZM136 262V263H135ZM245 262H246V260H245ZM101 263V262H100ZM242 263H244V262H242ZM248 263V262H247ZM157 264V263H156ZM225 264V263H224ZM226 264H227V262H226Z\"/></svg>","mask_w":264,"mask_h":264}]
</instances>
